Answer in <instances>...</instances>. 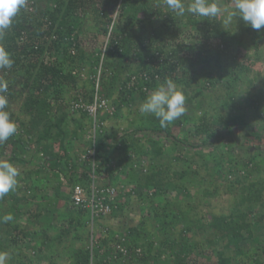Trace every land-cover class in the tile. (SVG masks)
<instances>
[{"label":"rangeland","instance_id":"374dc122","mask_svg":"<svg viewBox=\"0 0 264 264\" xmlns=\"http://www.w3.org/2000/svg\"><path fill=\"white\" fill-rule=\"evenodd\" d=\"M83 1L81 11L76 14L79 20L75 33L79 49L74 43L67 46L63 40L61 49L48 47L43 55L45 62H59L63 71L70 73L74 80L63 84L61 92H58L59 98L50 93L48 104L42 105L41 109L48 111L52 117L59 115L57 106H60L59 112L65 115L62 123L68 142L65 148L68 156L75 159L89 147L85 141L89 118L83 110H72L70 103L78 99L88 103V97H92L97 89V95L114 107L112 114L100 111L98 117L104 133L113 138L121 136L117 146L108 143L105 148L112 163L127 161L120 164L115 179L123 187L125 195L119 199V206L109 217L91 226L84 212L71 207L68 188L60 181L62 174L59 168H54L49 162L45 164L46 168L43 164L39 165L38 157H42L43 151L51 154L59 151L57 142L50 147L42 143L37 147L41 151L35 152L32 164L14 163L21 173L18 186L0 199V243L7 241L3 249L10 254L7 264H80L76 260L78 255L85 251L90 253L91 247L94 261L102 258L112 263L114 258L112 254L108 256L105 253L106 248L113 245L114 237L119 238L133 227H138L143 234L144 251L146 242L152 243V254L162 240L168 239V244L162 245L164 250L161 255L156 260L151 258L147 264H174L170 253L178 249H184V257L189 255L185 258L186 264H216L215 251L222 249L223 242L219 240L215 246L208 244L210 232L205 229L203 219L208 220L211 215H227L234 210L247 212L245 219L252 223L251 236L242 232L244 239L238 249L232 246L225 252L229 256L228 264H264V28L254 30L240 18L224 26L222 17L176 16L166 8L164 0H136L134 7L125 10L121 8L122 0L115 3H112L113 0ZM220 2L231 6V0ZM31 3L32 0H27L23 8L31 14H37V8L54 6L50 0H39L35 5ZM105 8L110 9V20L102 14ZM168 12H171L173 21L165 27L163 21L168 22ZM118 23L126 31H143L145 42L157 38V46H160L161 37L165 34L169 43L182 41L192 46V50L181 51L178 56L187 55L195 61L199 58L197 53L204 29H229L234 36L229 54L222 56L220 61L222 79L210 89L201 85L209 82L213 72H217L212 62L181 65L180 70L169 73L170 79L186 97V112L167 126L179 143L163 132L150 133L142 129L158 119L142 114L139 106L161 84L143 89V96L131 90L140 72H146L142 69H146L147 62L134 60L118 73L108 71L104 65L105 44ZM149 32L150 36L146 38ZM73 37L71 34L69 38L72 40ZM52 38H46V46ZM234 53L239 59L245 56L248 68L238 74L228 92L224 80L228 78L227 69L236 61L231 57ZM157 56L165 57L163 54ZM171 60L175 63L179 61L176 58ZM35 70H31L32 75ZM20 72L21 75L10 84L14 97L9 104L18 122L23 124L21 126L16 122L17 134L21 133V137L26 138L24 126L27 124L28 129L29 115L24 112L23 100L32 89V83L31 78L26 80L24 71ZM3 75L0 71L1 79H4ZM187 78L192 81L187 82ZM123 82L124 87L121 86ZM100 87L102 93H107L106 96L98 92ZM122 90L125 93H121ZM126 91L132 92L128 94ZM197 91L201 92L196 94ZM228 114L242 115L248 126L236 124L219 141L223 131L219 117ZM203 118L206 124L202 122ZM251 131H256V135ZM33 134L30 135L31 141L35 137ZM21 148L18 154L22 157L31 149L30 145ZM188 162L192 163L188 165ZM139 164L143 165L140 169L144 174L157 164L163 168L170 167L162 193L141 194L128 184ZM32 168L39 171L35 176L34 173L28 174ZM185 169L186 174L180 176ZM130 187L131 190L128 189ZM254 194H259L258 200H253ZM162 212L167 214L168 222L163 229L156 226L164 220ZM6 216L12 219L5 221ZM188 221L194 224L187 231L184 226L188 225Z\"/></svg>","mask_w":264,"mask_h":264},{"label":"trees","instance_id":"16d2710c","mask_svg":"<svg viewBox=\"0 0 264 264\" xmlns=\"http://www.w3.org/2000/svg\"><path fill=\"white\" fill-rule=\"evenodd\" d=\"M39 0H32V5L37 4ZM54 3V6L49 8L48 6L43 8H37V14H31L28 11L21 9L16 17L13 19L12 25L6 30L4 36L0 38V45H2L11 55L14 63L11 68L0 69L1 73L4 74V79H7L9 90L7 93L9 103L13 99V91L11 88V82L16 79L17 76L21 75L22 72L27 75L26 80L31 78L32 89H30L23 100L24 112L29 115L28 129L27 124L24 126L26 128L27 137H21V133L15 134L10 137L8 141L0 144V156L2 159H7L12 163H21L22 165L32 164L34 154L36 151H41V148L37 150V147L42 145L45 142V147H50L54 142H57L59 151L54 154L49 153L48 151L42 152L41 156L38 157L39 165L43 164L45 166L47 162L54 166V168H59L62 178L61 182L68 187L73 181L79 179L77 174H81V177L86 178L87 172L89 171L88 165L86 162L80 159L78 155L75 159L68 156V151H66V140L65 134L63 131L62 123L64 120V113L59 112L60 106H57L58 116L50 117L48 111L41 109L42 105L48 104L47 96L50 93H55V96L58 97L61 92L62 86L65 82L73 81L74 78L70 73H66L58 65V63L45 62L43 60V55L46 52V48L52 47L56 50L62 48L63 40L67 42V46H76V49H79V44L77 42V35L75 31L78 26V11H81L84 1L83 0H50ZM117 0H113L112 3H115ZM136 0H122L121 8L134 7ZM110 3L108 4V6ZM103 16L106 18H111V12L109 8L103 10ZM167 19L168 22L163 21V25L168 27V23L173 21L171 12H168ZM204 26H207V23H204ZM116 30L111 32L108 36V41L105 44L104 48V59L108 71H116L117 73L122 71L124 67L128 66L129 62L134 60H140L141 62L146 61V72H140L137 82L133 85L132 91L143 96L144 90L154 87L159 83H163L165 80L171 78V73H175L181 67V65L191 64L194 62L208 63L212 62L217 72H213V77L209 82L201 85L205 89H210L214 84H217L219 80L222 79L220 61L222 56L229 54L232 43L234 42V36L230 34L229 29L215 28L204 29L201 31L199 58L191 59L187 55L184 57L178 56V53L181 51L192 50V46L185 45L182 41H176L169 43L167 41L166 34L164 37H161V44L157 46V38L153 37L146 39L143 35V31H126L123 29L121 24H117ZM73 34L74 37L71 40L69 37ZM150 32L146 33V38L150 35ZM152 35V34H151ZM54 37L50 40L48 46H46V38ZM156 44V45H155ZM51 45V46H50ZM156 48V49H155ZM167 48H170V51H166ZM156 53V55H155ZM158 54H163L165 57H158ZM71 58L72 54L69 55ZM232 60H236L234 65L227 69L228 78L224 80L225 89H229L234 83V80L241 71L247 70L248 67L245 65V56H242L243 59H239L238 55L234 53ZM237 57V58H236ZM171 58L179 59L178 63L172 61ZM171 60V61H170ZM25 67V69H23ZM36 69L32 75L31 70ZM110 69V70H109ZM180 70V69H179ZM111 71V72H113ZM170 73V74H169ZM230 73V75H229ZM145 75L144 77L142 75ZM25 75V76H26ZM31 75V77H30ZM1 79V78H0ZM11 79V80H10ZM192 81V79L187 78V82ZM207 85V86H206ZM122 87L125 86V82L121 84ZM132 91H126V93H131ZM230 90H228L229 92ZM98 92L102 96H106L107 93H102L101 87L98 88ZM125 93V91H120ZM201 92V91H200ZM197 91L196 94L200 93ZM59 98V97H58ZM91 96L87 100H91ZM47 100V101H46ZM8 110L11 113V118L18 122V117L15 115L13 109L8 105ZM203 123L206 124V120L202 119ZM219 122L223 127V131L219 136V141L223 140V136L231 132V129L238 123L248 126L242 115L238 114H228L225 117H219ZM22 124L20 121L18 122ZM202 124V123H201ZM202 124V125H204ZM23 126V124L21 125ZM201 126V125H200ZM144 131L151 132H163L165 135L172 137L170 134L169 128H161L159 120L153 125H147L142 127ZM35 134L34 140L31 141L30 135ZM256 135V131H251ZM33 134V136H34ZM121 137V136H120ZM120 137H111L104 132L97 133L95 137V161L98 165L97 172L107 173L114 180L118 174L119 166L126 164L127 161H119L117 163L111 162V157L109 155L108 149L105 146L110 143L112 146H117V141ZM173 138V137H172ZM175 142L179 141L173 138ZM112 140L113 142H111ZM85 141L90 142L88 139ZM206 142V140L204 141ZM203 142V144H205ZM153 144H156V141H152ZM175 143V144H177ZM30 145V152L25 155V157L19 156L18 152L22 146ZM54 146V145H53ZM69 157V158H68ZM125 159V158H124ZM194 162V160H193ZM133 163V160H131ZM192 162H188V165ZM121 164V165H120ZM52 165L50 168H52ZM148 163H146V166ZM187 165V168H188ZM60 166V167H59ZM143 166L139 164V168L135 169L134 176L132 179L128 180V184L134 188L138 189L141 194H148L152 192L154 195H159L165 189V180L168 176V169L170 167H162V165H155L154 168H150L145 174L141 171L140 167ZM43 167V168H44ZM119 168V169H118ZM35 168L28 170V174L31 175L34 173V176L38 173ZM188 172L189 169H188ZM186 174V169L180 172V176ZM58 180V182H60ZM116 181V180H115ZM56 182V183H58ZM71 182V183H70ZM130 187V190L132 189ZM35 191L34 188H32ZM259 194H254L253 200H258ZM119 206L117 203L115 210ZM112 210V212H113ZM112 214V213H111ZM164 220L159 224H156L157 227L164 228L165 225H168L167 214L162 212ZM247 212H239L234 210L227 215H211L208 220L203 219L204 227L207 231L210 232L208 235V244L212 246L216 245L217 241L221 240L222 249L220 251H215L216 254V264H228L229 256L225 254L226 251H229L231 247L238 249V245L241 240L244 239L242 232H246L251 236V226L252 223L246 221L245 217ZM182 221V220H181ZM188 225L184 226L185 230H190L193 228V221H188ZM2 225L4 221L1 220ZM167 227V226H166ZM131 230V231H130ZM129 231L122 233L119 238L114 237L113 240L121 242L128 250V255H130L127 261H123L121 253L118 251L115 253V258L113 262L107 261L108 264H147L152 258L156 260L160 255L162 250V245L168 244V239H164L159 243V247L156 249L155 254H152V243L146 242L147 248L144 251V241H142L143 234H140L141 230L138 227H133ZM166 230V229H165ZM123 238V240H120ZM141 240V242H139ZM6 242V243H5ZM10 242V241H9ZM14 243V240L12 241ZM7 241L5 240L2 244L0 243V251H3ZM172 244V243H171ZM10 245V244H9ZM173 245V244H172ZM139 247L141 249L140 254L133 252V247ZM184 249L174 250L170 253V256L173 257L172 260L174 264H186L185 258L182 255ZM105 251V250H104ZM105 253L109 256L112 254V248H106ZM89 252L85 251L82 254L78 255V260L80 264H86L88 262ZM77 261V262H78ZM99 260L97 264H100ZM78 264V263H77ZM260 264V263H255Z\"/></svg>","mask_w":264,"mask_h":264},{"label":"clouds","instance_id":"9594fccd","mask_svg":"<svg viewBox=\"0 0 264 264\" xmlns=\"http://www.w3.org/2000/svg\"><path fill=\"white\" fill-rule=\"evenodd\" d=\"M26 5L27 0H0V38ZM164 5L180 17L186 14L205 19L222 17L224 26L240 18L254 30L264 28V0H231V6L222 4L220 0H188L187 3L185 0H164ZM13 63L10 53L0 45V69L11 68ZM8 90V82L0 79V144L8 141L18 131V125L8 110ZM185 101L183 90L173 80L167 79L146 97L140 104L139 111L154 116L159 120L160 127L165 128L184 115ZM20 175V170L14 163L0 159V199L15 191ZM11 219V216L4 217L5 221ZM9 259L7 251H0V264H7Z\"/></svg>","mask_w":264,"mask_h":264},{"label":"built area","instance_id":"2783aa9c","mask_svg":"<svg viewBox=\"0 0 264 264\" xmlns=\"http://www.w3.org/2000/svg\"><path fill=\"white\" fill-rule=\"evenodd\" d=\"M31 7H28L30 9ZM145 76L144 74L142 75ZM135 77H132V80ZM71 109L83 110L89 118V128L87 129L85 138L89 140L90 146L85 149L79 156L80 159L87 163L89 171L86 178L81 177V174H77L78 180L73 181L68 187L70 205L72 208L84 212L87 216L88 223L93 226L96 221H100L109 217L113 208L116 207L119 199L125 195L124 189L122 191L121 184L116 182L107 173L97 172L98 165L95 161V137L97 133L103 132L102 122L98 117V112L105 111L108 114H112L114 107L108 103V101L97 95V89L91 100L87 103L78 99L70 103ZM119 136V135H118ZM130 190V188H128ZM122 191V192H121ZM123 240V238H120ZM112 257L115 258V253L120 252L122 260L127 261L130 255H128L127 248L121 243L113 242ZM141 249L137 246L133 247V252L140 254ZM102 252V251H101ZM92 253V247L88 256V262L86 264H97L94 261ZM108 260L101 258L100 264H108Z\"/></svg>","mask_w":264,"mask_h":264},{"label":"crops","instance_id":"0c3cea01","mask_svg":"<svg viewBox=\"0 0 264 264\" xmlns=\"http://www.w3.org/2000/svg\"><path fill=\"white\" fill-rule=\"evenodd\" d=\"M67 188H68V186L67 185H65Z\"/></svg>","mask_w":264,"mask_h":264}]
</instances>
